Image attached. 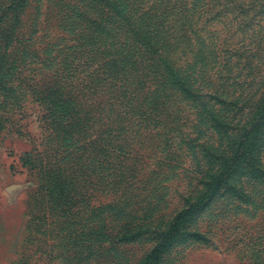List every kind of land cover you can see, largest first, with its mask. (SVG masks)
Masks as SVG:
<instances>
[{"label":"trees","instance_id":"16d2710c","mask_svg":"<svg viewBox=\"0 0 264 264\" xmlns=\"http://www.w3.org/2000/svg\"><path fill=\"white\" fill-rule=\"evenodd\" d=\"M23 97L52 150L32 170L51 180L66 162L106 180L139 132L183 116L192 133L213 131L234 110L246 113L236 155L246 148L262 171L252 150L264 131V0H0V134Z\"/></svg>","mask_w":264,"mask_h":264},{"label":"rangeland","instance_id":"374dc122","mask_svg":"<svg viewBox=\"0 0 264 264\" xmlns=\"http://www.w3.org/2000/svg\"><path fill=\"white\" fill-rule=\"evenodd\" d=\"M20 107L0 134V264H264V131L257 171L246 148L236 155L244 111L213 131L204 122L192 133L186 116L160 123L123 146L106 180L98 168L87 182L92 169L73 174L66 162L53 182L31 166L52 154L40 109L30 97ZM111 237L119 242L107 246Z\"/></svg>","mask_w":264,"mask_h":264}]
</instances>
